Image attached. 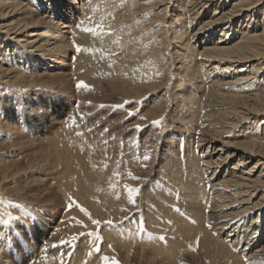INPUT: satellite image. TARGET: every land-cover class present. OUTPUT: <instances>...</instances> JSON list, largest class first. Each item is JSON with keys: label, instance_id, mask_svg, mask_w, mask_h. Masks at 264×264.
Wrapping results in <instances>:
<instances>
[{"label": "bare ground", "instance_id": "1", "mask_svg": "<svg viewBox=\"0 0 264 264\" xmlns=\"http://www.w3.org/2000/svg\"><path fill=\"white\" fill-rule=\"evenodd\" d=\"M132 1L0 0V8L6 4L21 5L27 16L35 21L25 22L18 28L6 26L0 32V73H15L21 81L14 89L22 88L20 93L9 88L0 89V129L21 138L27 132L31 142L36 141L32 134H47L43 138L49 143L43 150L47 154L40 163H49L48 156L52 155L54 167L62 168L60 181H56L57 177L53 175L57 184L54 193L59 198L60 190L66 196H77L97 212L99 204L95 199L100 197L90 184H83L84 176L93 177L88 171V157L80 153L72 139L81 123L80 116L84 115L78 112L73 93L84 99L90 85L94 87L107 82L112 86L113 81L127 97L138 98L144 86L149 88L148 93L166 89L148 105L147 113L168 117L177 132L161 136V130L157 134V131L145 128L141 130L142 137L131 142L128 136L117 132L120 142L116 144V151L122 158L123 177L112 180L114 182L107 186L108 192L103 198L110 200L118 193L113 211H120L127 218H119L125 237L109 236L110 241L99 246V242L96 243L95 251L99 247L100 255H103L109 250L107 244L115 240L130 251L132 243L139 241L135 250L144 251L147 246H152V252L156 253H152L150 259L154 261L162 254L160 264H165L166 261L172 263L173 257L176 259L175 253L181 249L182 242L199 237L207 250L225 255L233 264H264V22L261 21L260 25L259 18L254 20L257 26L252 24L254 14L243 8L245 0H234L229 11H223L222 0H175V3L171 2V9L164 7L163 12V19L168 17L172 23L169 29L172 35L160 37L158 31L150 30L148 24L143 29L141 21L137 24L129 18L130 14L133 15L128 11ZM203 17L205 20L201 22ZM102 22L114 30L104 31ZM197 25L199 28L193 33L191 26ZM35 26H42L44 30L26 33L24 38L19 35L21 28L29 30ZM13 33L17 35L12 37ZM171 36L176 42H172ZM93 37L102 45L97 47L94 56L88 53L89 41ZM168 48L173 52L163 54ZM139 50H143L141 57ZM115 53L117 56H113ZM121 54L127 57L116 60L113 69L112 63ZM145 56L152 58L140 62L139 59L144 61ZM153 57L161 60L162 65H157L158 61ZM127 65L133 66L132 70ZM64 69L68 70L67 74L62 72ZM113 73L118 76L114 77ZM174 75L176 84H172ZM9 78L7 80L11 82L12 76ZM38 78L51 82L41 83L50 86L55 95L45 98L40 94L35 88L38 83L34 82ZM81 82L87 87H82ZM170 86L175 90L173 95L167 96ZM126 114L121 113V116ZM95 123V120L88 121L91 127ZM238 129L241 132L235 134ZM234 135V139L230 137ZM144 161H150V166L160 165L159 172L143 168ZM231 161L233 165L229 166ZM3 171L9 174L12 167L5 166ZM13 172L18 174L20 171L14 169ZM129 172L145 173L146 177L149 173L143 182L149 188L143 191L139 202L155 203L158 209L155 218L151 217V207L147 208L151 211L142 216L149 220L144 225L152 230L153 237L148 229L140 231L139 216L136 218L134 210L126 207L130 204L125 188V185L129 186ZM76 173L83 179L75 178ZM260 192L263 193L259 199L252 203ZM209 201L214 202L210 205ZM188 202L196 212L194 221L185 217ZM59 203L51 212L58 211ZM67 204H70L69 200ZM70 207L65 208L57 225H52V214H46L44 210L35 213L39 214L38 217L15 212V218L25 219L21 221L31 228L36 243H31L30 236L19 226L8 232L1 231L0 258L5 260H0V264H26L24 260L29 255L31 258L27 261L32 260L37 247L38 250L45 247L42 253L49 255L52 245L58 244L57 247L61 248V244L66 245V234L75 230ZM118 207L120 210H116ZM177 208L179 212L175 210ZM181 213L184 220L180 219ZM18 234L24 244L31 247L26 251L14 248L19 253L16 263L11 255H7L5 245L16 247ZM48 243H51L50 247ZM95 251L93 253H98ZM83 254L79 251L70 258L69 254L68 259L72 258L69 264H77L78 256L83 262ZM49 258L52 262L56 259Z\"/></svg>", "mask_w": 264, "mask_h": 264}, {"label": "rangeland", "instance_id": "2", "mask_svg": "<svg viewBox=\"0 0 264 264\" xmlns=\"http://www.w3.org/2000/svg\"><path fill=\"white\" fill-rule=\"evenodd\" d=\"M139 1L133 3L134 2L133 0L131 2L130 9H128V11L133 12V15L130 14L129 18L132 21H136L137 24L141 21L142 22L141 25L144 26L142 27L143 29L148 24L150 27V30L158 31V33L160 34V37H163L164 34L168 35V37L172 35L171 30H169L170 25L172 23L171 21H169L168 17L166 20L163 19V17H165L163 12H165L164 7H169V9H171V5H172L171 2L175 3V0H164V1L139 0ZM219 1L220 0H218V2ZM225 1L226 0L221 1V2H224V5H222V8H225V10L223 9V11H229V9L233 7L234 0H229L228 2L227 1L225 2ZM141 3H144V4H141ZM242 6L243 8L247 9L249 12L251 13L253 12L252 14L254 15H252L253 17L252 24L254 26L258 25L254 21L255 19L260 18V25L264 22V0H245V3H243ZM144 20L146 22H144ZM203 20H205V17H203L201 22ZM102 21L104 20L102 19ZM25 22L34 23L35 21L31 17L27 16V14L23 11L21 5H17L14 7L13 4H6L5 6L0 8V29H1L0 32L5 30L6 26L18 28V27H21L20 25H22ZM129 23L131 22L129 21ZM100 24H101V27L105 29L104 31L111 32L114 30V28H108L107 27L108 24H106V22H102ZM193 28H194L193 30V33H194L195 31L198 30L199 25L191 26V29ZM20 30H21V33L19 35L23 37L24 35H27L32 32H41L44 30V28L42 26H35L34 28L29 29V30L27 29L24 30L23 28H21ZM15 35L17 34L13 33L11 36L13 37ZM218 37L219 35L217 36L216 40H218ZM170 38L171 40H173V36H171ZM95 40L96 39L93 37V39L89 41L88 53L92 56L96 54V51L98 50L97 47L102 46L100 43H96ZM172 42H176V41L173 40ZM160 52L162 51L160 50ZM171 52H173L171 48H168L166 52L163 51V54L170 55ZM142 54H143V50H139L140 57L142 56ZM113 56H117V53H115ZM122 57L126 58L127 56L121 54L115 58L113 63L111 62L112 63L111 67L113 69H114L115 63L118 62L116 60L122 61ZM151 58H152L151 56H145L144 61L140 59L139 61L140 62L150 61ZM153 58H155L156 61H158L156 57H153ZM160 62L161 60L158 61L156 64L161 66L162 64ZM123 65L126 66V64H123ZM132 67L133 66L127 65V68H129V70H132ZM167 68L169 67L167 66ZM172 69L173 68H171V70ZM62 72H66L67 74L68 70L64 69L62 70ZM66 74L64 77H66ZM113 75L114 77L118 76L117 73H113ZM11 76H12L11 82H8L9 80L7 79H10L9 77ZM0 77H1L0 89L9 88L11 91L14 90L19 93L22 91V88H20V90L14 89L15 86L17 87V85H19L20 83L19 81H21V79L19 78L17 79V77L15 76V73L10 72V74H7V75H1L0 73ZM129 77H132V76L129 75ZM173 78H172L173 81L171 80L172 84L173 83L176 84L175 78L177 77H175L174 75ZM34 82L38 83L35 86V88H37L36 90L40 94L44 95L45 98H47V95H51V94L55 95V93L52 91V88L50 86L43 85V83H41V82H47L49 84L51 82L40 81V78H38ZM51 86L54 87L55 85H51ZM148 89H149L148 87L144 86L142 89V93L138 98L127 97L124 95L123 93L124 91L119 90L118 83L113 81L112 86H109L107 82H100L98 85L94 87L93 85H90L89 91L84 96V99H82L83 97L81 98V95H78L77 93H73L74 97L76 98L75 99L76 101L74 100V103L77 105V108H78L77 110L79 113L80 112L84 113V115L80 116L81 123L77 127V129L73 132L72 139H73V142L75 140L74 143L78 147L80 153L87 155L88 157V162H87V164L89 165L88 171L93 173V177L88 176V175L84 176L85 180L83 181V184H87V185L90 184V186L94 188L96 194L98 193L100 198L95 199V203L99 204V211L97 212H94L91 206H87L86 204H84L77 196H74V195L66 196L65 192H62L60 190L61 194L59 198L54 193V186L55 185L57 186V184L55 183L56 178L53 177V175L54 174L56 175L57 177L56 181H60L59 176L61 177V173H62L60 169L62 168L54 167L55 159L53 158L52 155L48 156L49 163H45V164L40 163L41 159L45 157L44 155L47 154V152L44 153V151L48 147L49 143L47 140L43 139L44 136L47 134H36V135L32 134L31 137L33 138L35 136L36 141L31 142L32 139L30 138V135H28L29 133L27 132L23 131L25 134H23L24 137L21 138V137L16 136L15 134H12V133L10 134L0 129V144H1L0 146V232L1 231L8 232V231H11V229H15L19 226L24 231V234H27V236H30L31 243L32 241H34V244H35L36 241L33 240L34 238H33V233L31 232V228L26 226L27 224L25 222L21 221L25 219L21 218L20 220H18V218H15V212H18L21 215L25 216L26 214L34 215L35 213L42 210V212L45 211L46 214L51 213L53 218L52 220L50 219V222L52 223V225L54 224L57 225L60 223L62 219L61 217H63L62 213L64 214L66 207H68L69 209V207L71 206L70 209L71 211H73L72 219L74 218L73 220L74 223H72V226L75 227V230L73 231V233L66 234L67 241H68V242L66 241V245L61 244L62 245V248H61V246L57 247L58 244L56 246H53V245L51 246V243H48V247L51 246L49 255L47 252L42 253V251L45 250V247H40L39 250L37 249L38 248L37 247L33 251V253L35 254L32 260L30 259L29 261H27V259L31 258L30 255L27 256L26 259L24 260L26 264H29V263L32 264L33 262H38L36 264H43V263L49 264L45 262H50L51 264H53L54 262H55L54 264H69L70 262L69 260H71L72 258L68 259V257L70 258L71 255L72 254L74 255L75 253L78 254L79 251H82L84 253L81 256L84 263L81 262V260H79V256H78V258L76 257L78 259L77 264H88L89 262L91 264H104L103 257L105 256L109 257V264H112L113 261L115 262V264H160L161 263V259L163 257L162 254L157 256L154 261L150 259V256L152 255V253L153 254L156 253V252H152V246H147L144 251L135 250L134 247L140 243L139 241L132 243V248L130 249V251H126L122 247V245L119 243V241L115 240L114 242L111 241L109 242L110 244H107V246L111 245V247L107 248V250L108 249L109 250L105 252L106 254L105 253L103 254L105 256L100 255L101 251L96 254L93 253L95 251L96 243L99 242L98 243V246H99V245L104 244L105 242L110 241L109 240L110 238H108L109 236L125 237V234L123 233L125 232V229L124 227L121 226L119 218L121 217V220L127 219V218L125 217V215L120 214V211H113L115 210L113 208L115 205L114 200L115 198L116 199L118 198V193L115 196L112 195L113 197L110 200L103 198L104 193L108 192L107 186L110 183L114 182L112 180L113 179L120 180V178L123 177L122 166H121L122 158L120 157V153L116 151L117 150L116 144H119L120 142L118 133L128 136L131 142V141L141 138L142 137L141 130H145V128H147L150 131H157V134L161 130L160 132L161 136H167L170 133L177 132L174 125L170 122L168 117H165L164 115L162 117V116H159L158 114L154 115V114L147 113L148 108H149L148 105H150V103L153 102V99L155 100V98L157 99L159 95H162L164 90L166 89L162 88V89L155 90V91L151 90L149 93L146 92ZM174 90L175 88L173 86H170V88H168L169 93L167 92V96L173 95ZM127 92L131 94L132 91H127ZM145 92L147 94H145ZM60 95H62L61 92H60ZM65 95H66L65 97L67 98L69 97V95H67L66 93ZM125 112H127L128 114L122 117L121 113L124 114ZM90 120L96 121V123L94 124V127H91L88 124V121ZM135 121L136 123L132 124ZM83 126H85V128L81 130L80 128ZM121 129H123V131H121ZM240 132L241 130L238 129L235 134H238ZM230 137L234 139L235 135L233 137L232 136ZM139 148L140 147H137L138 150ZM215 157H218V155L216 154ZM142 164H143V168H148V169L151 168L159 172L160 165L158 164H155V165L152 164V166H150V161L149 162L144 161V163ZM232 165H233V161L229 162V166H232ZM5 166H7L8 168L9 166L12 167V171L9 174H4L3 168ZM14 169H17L20 172L18 174H14L13 172ZM34 171H37V172H34ZM116 173H118V175H115ZM129 173H131L132 176L136 178L132 179L130 178L128 174L129 176L128 177V185H129L128 187L138 189V193L133 194L135 203L134 204L130 203L129 205H126V207L130 210L132 209L134 210V213H136L135 215L136 218L137 216H139L138 221L143 220L144 223H149V220H144V218L142 217L143 213H147L151 211V210L149 211L147 210L148 207H151V209L153 210L151 217L155 218L158 212V209L156 208V205H154L155 203L143 204L139 202V197H141L143 191L145 192L146 191L145 189L149 188V185L143 183L144 180L148 178L149 173L147 174V177L145 176L146 174L144 172H143L144 174L141 173L138 175L132 172H129ZM42 177L43 178L46 177L45 178L46 180L42 181L41 180ZM75 178L77 179L80 178L81 180L83 179L82 175L81 174L79 175L77 173L75 174ZM149 179L153 181L152 178H149ZM51 182L54 184L51 185ZM262 193L263 192H260L258 195H256L252 203L256 202ZM69 198H71L73 201L78 203L82 208L86 209L88 213H90L92 220H99L100 226L97 227L93 225L91 220L87 216H85V214L80 210L79 207H76L75 204L68 205L67 200L70 201ZM59 201L60 203L58 205V211H56L55 213L51 212V210L55 211L56 204ZM212 202L214 201H209L210 205L212 204ZM116 210H120V208L118 207ZM187 211L188 212H185V217L189 221H194L195 219L193 215L196 214V212L194 211V209L190 208L189 202L187 205ZM212 212L213 211H211L210 213ZM125 213H128L127 210H125ZM206 213L208 214L209 212L206 211ZM34 216L38 217L39 214H35ZM185 217L182 215V213L180 214V219L184 220ZM109 220L112 221V224H113L112 227H109L105 223L106 221H109ZM78 221L82 223H78ZM31 223L34 224L33 221H31ZM34 225L36 226V224ZM138 226H139V223H138ZM149 227L151 228L153 226L150 225ZM144 229L150 230L148 228V225L147 226L144 225ZM151 231L152 230H150V232ZM228 232L229 231H227L226 233ZM86 233H98L101 239L96 240V237L94 235H85ZM151 233L152 235L150 237H153L154 233L153 232ZM74 236H77L78 239H73ZM6 239H7L6 242H9V239L8 238ZM17 241H18V244L15 245L16 247H13L12 244L10 246L5 245V251L7 255L8 256L11 255V258L15 262L17 260V257L19 256V253L14 248H18V251H21V250L26 251V249H28V247L30 246V244L28 245L24 244L23 240L21 239L20 234H18L17 236ZM3 243H4V240H3ZM121 243L123 242L121 241ZM69 244H72V246ZM46 248H47V242H46ZM85 250H88L90 252L85 251ZM66 253L68 254L66 255ZM175 254H176L175 256L176 259L174 260L173 259L174 257H173L171 258L173 260L172 263L169 261H166L165 264H233L229 262L231 260L227 259L228 257L226 258L225 255H221L219 252L217 254L214 252L212 253V251L210 252V250H207L204 247L203 243L200 242L199 237L198 238L194 237L191 240L182 242L181 249L178 251V253H175ZM47 256L48 258L51 256L56 259H53V262H52L50 258L48 260ZM36 257L38 259H36ZM44 257H46V259H44ZM63 258H64V261H63ZM86 258H88L89 260ZM219 259L221 260V262ZM0 260H5V258H0ZM58 260L60 262L62 261V263L58 262Z\"/></svg>", "mask_w": 264, "mask_h": 264}, {"label": "snow or ice", "instance_id": "3", "mask_svg": "<svg viewBox=\"0 0 264 264\" xmlns=\"http://www.w3.org/2000/svg\"><path fill=\"white\" fill-rule=\"evenodd\" d=\"M84 30L85 31H89V32L93 31L92 29H84ZM81 86L82 87H87V85H85L83 82H81ZM137 127H139V126H137ZM145 158H147V156ZM105 167H106V165H105ZM115 175H118V173H116ZM129 176L132 179H135L136 178V177L132 176L131 173H129ZM125 188H126V190L128 192L129 202L134 204L135 203V199H134V195L133 194L134 193H138V189L130 188L127 185H125ZM69 199H70V205L71 204H75V206L76 207H79L80 210L85 214V216H87L91 220V222H92L93 225H95L97 227L100 226V221L99 220H92L90 213H88V211L86 209L82 208L78 203H76L75 201H73L71 198H69ZM175 210L177 212H179V209L178 208L175 209ZM78 223H82V222H79L78 221ZM105 223L109 227H112L113 226L112 221H110V220L109 221H106ZM139 229H140L141 232L144 231V222H143V220H141L140 223H139ZM85 235H94L96 237V240H100L101 239V237L99 236L98 233H86ZM73 239H78V237L77 236H74ZM160 239L163 240L164 237H160ZM109 247H111V245H109ZM96 251L97 252L100 251L99 247H97ZM103 261H104V264H109V257H107V256L103 257ZM112 264H115V262L113 261Z\"/></svg>", "mask_w": 264, "mask_h": 264}]
</instances>
